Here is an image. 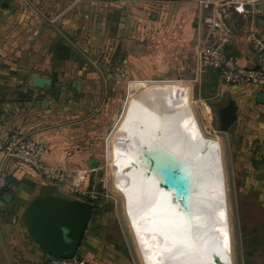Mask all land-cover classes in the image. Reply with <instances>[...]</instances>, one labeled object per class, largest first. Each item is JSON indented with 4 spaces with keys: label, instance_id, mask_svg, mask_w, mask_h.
Wrapping results in <instances>:
<instances>
[{
    "label": "crops",
    "instance_id": "0c3cea01",
    "mask_svg": "<svg viewBox=\"0 0 264 264\" xmlns=\"http://www.w3.org/2000/svg\"><path fill=\"white\" fill-rule=\"evenodd\" d=\"M25 2L29 0H0V166H4L9 175L3 187L6 191L3 188L0 190V264H47L51 255L29 235L24 211L34 198L47 193L77 198L72 197L65 187L55 188L53 182L35 169L10 158L7 151L14 138L23 134L36 135L45 146L43 157L49 166L66 171L84 167L88 153L72 148L83 145V132L89 131L88 119L75 114L82 102L88 99L87 85L92 84L95 90H99L98 85L121 77L120 70L123 68L128 73L124 77L127 76L133 82L134 93L130 99L137 98L138 103L148 90L161 92L152 87L155 83L181 85L180 81L140 82L154 74L168 72L169 62L180 57L181 51L179 55H174L168 48L160 54L147 50L144 52L140 50L141 44L133 46V40H130L132 45L127 47L129 57L121 64H116V61L109 59L110 51L114 53L116 50V47L114 50L111 46L118 44L122 37L151 35L157 25L168 29L173 28L171 25H178L181 29L177 26L171 29L173 31L170 34L186 35L192 32L189 29L191 24L194 29L191 36L194 37L201 30L202 23L199 25L193 20L208 15L205 5L199 0H166L160 5L162 11L156 13V19L153 18V12L149 18L146 15L147 5H154V0H34L33 14ZM253 14L256 16L255 23H247L240 37L232 33L229 46H226L228 55L240 65L250 64L253 56L247 32L255 28L264 34V13L253 10ZM78 40L86 41L92 48H95L93 43L96 41L107 45L106 48L100 45L102 53L92 62L95 70L83 71L78 69L81 66H77L73 71L64 73L62 69L72 65V61L65 56ZM186 52L189 53V50ZM100 57H103L102 60ZM112 66L118 71H114L113 75L106 74V69ZM39 76L50 79L51 84L35 86L34 78ZM61 83L66 95L72 83L81 87L82 92H79V97L65 101L60 95L63 94L62 90L59 91L60 86H57ZM226 83L222 88L229 85V100H233L237 107L236 121L229 129V134L234 138L240 133L236 129L238 124L252 126V122L261 118L262 127L257 132L259 142L262 141L259 151L264 163V104L257 101L264 87ZM139 87L142 88L137 90ZM48 100L56 102L54 104ZM140 112L138 108L134 110L137 122ZM83 177L80 174L76 180ZM91 203L95 206L94 202ZM98 206L101 207L100 204ZM93 217L87 225L77 254L98 264H107L108 258L103 254L107 251L100 246L95 238L96 230L92 228ZM137 224L132 227L138 235V245L142 248L143 240ZM101 235L108 236L106 233ZM141 256L147 264L146 254L142 252Z\"/></svg>",
    "mask_w": 264,
    "mask_h": 264
},
{
    "label": "rangeland",
    "instance_id": "374dc122",
    "mask_svg": "<svg viewBox=\"0 0 264 264\" xmlns=\"http://www.w3.org/2000/svg\"><path fill=\"white\" fill-rule=\"evenodd\" d=\"M165 1L154 0V5L148 4L146 7L148 18L151 12L154 14L161 12L162 6L160 5L164 4ZM25 5L31 9L32 13L34 0L25 2ZM245 7L244 0H224L216 6L205 4L204 9L207 10L208 15L193 20L199 25L202 23L201 30L197 35H194L195 39L191 36L194 32L191 24L189 25L191 34H183L184 36L170 34L173 31L171 29L178 25H171L173 28L169 29L164 28L163 25H157L155 32L151 35L143 34L132 38L122 37L118 44L111 46L114 50L116 47V50L114 53L110 51L109 59L112 62L116 61V64H121L127 59L129 57L127 47L132 45L130 40H133V46L141 44L140 50H144V52L147 50L160 54L167 48V50L174 52V55L181 54L179 51L182 52L180 57L178 56L177 59L169 62L168 72L154 74L140 82H181L179 83L181 85H174L170 82L169 85L167 83H155V86L152 87L158 88L160 93L171 99L173 105L190 102L193 105L190 113H195L205 135L221 142L222 146L213 149L215 153L216 150L223 148L227 169V191L231 217L227 219L224 216L223 220L228 228H232L233 232V262L234 264H264V163L259 151L262 141L259 142L257 132L258 128L262 127V121H260L262 119L256 120L255 117L256 122H252V126L238 124L236 129L240 133L234 138L229 134L231 133L229 129L226 131L221 129L219 107L230 101L229 85L224 87L225 90L222 88L223 84H227V81L221 69L206 65L201 60L199 53L200 45L207 42H222L226 50V46H229V36L232 33L239 37L243 34L247 23H250L248 22L249 18L244 15ZM147 22L149 23L150 20L148 19ZM178 27L181 29L180 26ZM98 43V41L94 42L95 48H92L86 41L78 40L65 56L72 61L71 67L63 68L62 71L64 73L71 72L77 66H81L78 69L83 71L95 70L92 62L96 56L99 57L102 53L100 45H105V48L107 45ZM185 50H189V53H185ZM102 58L99 59L102 60ZM198 58L199 62L197 61ZM76 62H80V64H75ZM114 71L117 72L118 70H114L112 66L106 69V74L113 75ZM120 71L121 77L117 80L111 79L104 85H98L99 90H95L92 84L87 85L88 99L86 101L82 97L85 101H81V108L78 113H75L81 117H86L89 122V131L84 130V138H80L83 145L72 148L75 151L83 150V152L88 153L84 167L81 166L73 171L61 169L62 172H65L63 178L47 177L46 175L43 177L53 182L55 188L65 187L68 189L72 197L94 202L96 206L100 204L101 207H98L101 208V211L93 217L94 225L92 228L96 230L97 236L95 238L100 242V246L107 251L103 252L108 258L107 264H146L140 253L142 249L138 245V235L132 227V219L134 222H141L139 213L142 207L149 202L160 204L170 211L173 208L166 203L163 197H160L156 190L149 191L142 196L126 197L119 189L121 180H129V170L135 169L137 160L132 161L131 157L142 146V144L140 145V138L148 128L149 120L146 116L139 115L137 122L134 110L138 108L143 111V109L140 102H137V98L130 99L134 93L133 82L127 78L128 73L125 72V69L121 68ZM124 75L127 76L124 77ZM119 80L120 82H118ZM171 85L177 88H171ZM57 86H60L59 91H61L62 83ZM141 88L139 87L137 90ZM65 91L62 90L61 97L65 101H71V99L79 97V92H82V89L72 83L68 95L65 94ZM189 91L190 95L188 94ZM51 102L55 104L56 100ZM181 120L189 121V115ZM212 160L215 162L213 156L209 162L211 163ZM52 168L57 171L60 169L53 166ZM80 174L84 177L77 181L76 178ZM133 184L135 186L128 185L135 194H139L148 188L139 186L138 183ZM128 207L133 208L131 214ZM102 209L107 212H103ZM95 222H97V226ZM198 232L202 235V239H206L205 241L212 245L209 239L205 238L199 230ZM103 233L112 236L111 239L101 235ZM203 253L199 249L198 259ZM203 256L205 257L204 264H212L208 254L204 253ZM87 260L98 264L92 260Z\"/></svg>",
    "mask_w": 264,
    "mask_h": 264
},
{
    "label": "bare ground",
    "instance_id": "6f19581e",
    "mask_svg": "<svg viewBox=\"0 0 264 264\" xmlns=\"http://www.w3.org/2000/svg\"><path fill=\"white\" fill-rule=\"evenodd\" d=\"M172 102L158 92L146 91L140 101L143 111L139 115L149 119L148 128L140 138L141 148L131 160L137 162L148 158L171 160L173 154L182 151H191L198 156L202 165H200L197 185L199 193L197 198L200 204L195 209V222L200 225L198 230L210 240L214 252L230 256L234 264L233 232L223 220L224 216L227 219L231 217L227 169L223 148L216 150L215 153L213 149L222 146L221 142L205 135L195 113H190L193 108L190 102L176 105ZM187 115L189 121H182L181 119ZM156 144L158 146H155ZM211 156L215 158V162L211 161L212 164L209 162ZM133 183L136 182L131 175L129 180H121L119 189L124 196H142L149 191L157 190L166 203L175 208L177 213H181L170 191L148 187L141 193L135 194L128 185H134ZM128 208L131 214L133 208ZM139 214L142 219V224H137L143 240L141 253L146 254L147 264H204V253L200 256V260L197 257L199 247L195 239L186 237L174 229L168 208L149 202L142 207ZM131 224L136 222L132 219ZM199 235L202 237L200 233Z\"/></svg>",
    "mask_w": 264,
    "mask_h": 264
},
{
    "label": "water",
    "instance_id": "95a60500",
    "mask_svg": "<svg viewBox=\"0 0 264 264\" xmlns=\"http://www.w3.org/2000/svg\"><path fill=\"white\" fill-rule=\"evenodd\" d=\"M259 8L264 12V1ZM155 17L156 14H153ZM34 84L43 87L51 84V80L39 76L34 78ZM257 101L264 104V92L258 94ZM219 115L221 129H230L237 116L235 102L230 100L227 105L219 107ZM173 155L171 160L141 159L135 162V169H130L129 174L139 185L170 191L178 211H181L180 214L173 209L170 211L174 229L186 237H193L199 249L208 254L212 264H232L230 256L214 252V248L198 232L200 225L195 222L194 213L200 204L197 198L202 165L200 159L191 151ZM94 209V204L86 200L47 193L34 198L26 207L24 216L29 235L42 249L53 256L72 258L78 253Z\"/></svg>",
    "mask_w": 264,
    "mask_h": 264
},
{
    "label": "built area",
    "instance_id": "2783aa9c",
    "mask_svg": "<svg viewBox=\"0 0 264 264\" xmlns=\"http://www.w3.org/2000/svg\"><path fill=\"white\" fill-rule=\"evenodd\" d=\"M203 5H220L224 0H199ZM264 0H244L246 7L244 15L249 18L251 24L255 23L253 10L264 13L259 4ZM251 42L253 56L248 65H240L230 57L222 42L203 43L200 45V58L206 65L221 69L225 80L232 84H250L254 87H264V34H260L255 28L247 32ZM45 146L34 134H23L15 137L12 145L8 148L7 155L18 160L21 164L35 169L47 177H64L61 169L58 171L50 167L44 161ZM9 179L4 166H0V190L6 186ZM105 196H108L105 194ZM96 197H98L96 195ZM47 264H95L85 257L76 254L72 258H62L51 255Z\"/></svg>",
    "mask_w": 264,
    "mask_h": 264
},
{
    "label": "trees",
    "instance_id": "16d2710c",
    "mask_svg": "<svg viewBox=\"0 0 264 264\" xmlns=\"http://www.w3.org/2000/svg\"><path fill=\"white\" fill-rule=\"evenodd\" d=\"M100 210L101 209L98 206L95 205V209H94V214L93 215L95 216L96 214H99L100 213Z\"/></svg>",
    "mask_w": 264,
    "mask_h": 264
},
{
    "label": "flooded vegetation",
    "instance_id": "af4514ba",
    "mask_svg": "<svg viewBox=\"0 0 264 264\" xmlns=\"http://www.w3.org/2000/svg\"><path fill=\"white\" fill-rule=\"evenodd\" d=\"M228 103H229V101H228L225 105H227ZM225 105H223V106H225ZM223 106H222V107H223Z\"/></svg>",
    "mask_w": 264,
    "mask_h": 264
}]
</instances>
